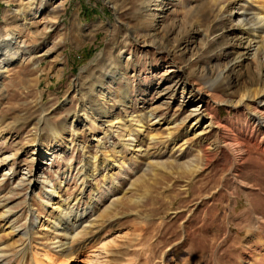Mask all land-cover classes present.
<instances>
[{
	"label": "rangeland",
	"instance_id": "rangeland-1",
	"mask_svg": "<svg viewBox=\"0 0 264 264\" xmlns=\"http://www.w3.org/2000/svg\"><path fill=\"white\" fill-rule=\"evenodd\" d=\"M165 3L159 18L139 0L0 3V43L38 11L0 63L2 264H264V54L229 68L238 0ZM91 201L92 226L55 229ZM36 220L31 241L4 229Z\"/></svg>",
	"mask_w": 264,
	"mask_h": 264
},
{
	"label": "bare ground",
	"instance_id": "bare-ground-1",
	"mask_svg": "<svg viewBox=\"0 0 264 264\" xmlns=\"http://www.w3.org/2000/svg\"><path fill=\"white\" fill-rule=\"evenodd\" d=\"M238 3H240V4L238 5V7L236 6V8L234 9V11L237 14L235 20H236V25H238V27L242 28L243 34H241L239 36V40L241 41V46H243V47H242V51H241L240 55L238 56V59H235V61L231 63L229 68H231L234 65L236 66L237 63H244V62L249 63V61L257 59V57L259 56L260 53L264 54V0H238ZM255 3H257L256 4V6L258 7L257 10L254 6ZM152 7H154V10L158 11L157 14H158V18H159L166 8L165 0H139L138 10H140V11L141 10L142 11H151L153 9ZM36 12H38V11H36ZM36 12L34 13V15H32V18H26L23 15V17L20 19V21L22 23L21 24L22 28L18 29L17 31L10 32L7 41L0 43V54H1L0 55V63L1 64L2 63L4 64L7 58H11L13 60H15V59L18 60V58L20 57V52L17 51L14 46L22 45L25 42V40L21 39V35H22L25 28L28 29L31 26H33V23L35 22V20L37 18ZM157 25L158 26L156 27V30H158L160 24L157 23ZM152 43H153V41H152ZM120 54L121 53H119V56H120ZM121 56H122V54H121ZM117 59H119V57ZM15 61H12V63L15 64ZM13 64H11V65H13ZM0 71H2V70H0ZM224 74H225V71H222L221 74L218 76L217 80L223 79ZM192 114L194 115V116L193 115L192 116L195 117L194 124H192L193 125L192 129L195 130L196 126H198L204 120V118H206L207 114L204 112L201 104L194 105V107L192 108ZM84 115H85V113H84ZM86 115H87V113H86ZM258 117H259V121H261L263 116L260 114V115H258ZM119 121H120V119L115 117L108 124V126H112L114 124H117ZM156 121H159V120L156 119ZM213 124H214V122L212 121V118H211L210 120L207 121V123L205 124V127H211V126H213ZM144 127H145V125L142 122H140L138 125V131L139 132L143 131ZM93 139L95 141H97L98 146H101V139L100 138L95 137ZM128 139H129L128 140L129 142L125 143L126 146L131 147V148H133V147L135 148L137 140L134 137H129ZM2 159L7 161L8 157H4ZM94 159L96 160L97 158L94 157ZM112 163H114V162H112ZM114 165H115V163H114ZM93 169L95 171L97 169L96 166H94ZM9 172H10V169L7 170L6 174H8ZM34 176H32V178H31V185L32 186L34 185V183L36 181H38L37 179L39 178L38 175H34ZM57 194H58V189L55 186H52L51 188H49L46 191V195H47L48 199H50V200H53L57 196ZM50 200L46 201V203H44V204H46L47 206H50L51 205ZM92 205H93V202L90 204V207L85 208V210L83 212L77 213V214L74 211H72L69 207L64 205V207H61L60 216L57 219H55L53 226L55 227V229H57V230L65 233L66 235H68V237L70 236L73 238L76 235L75 231L81 226V224H80L81 222H87V223L90 222L89 226H92L94 224V221L98 219V218H96V219L94 218L95 219L94 221L89 220L90 219L89 217L91 216V215H89L90 212L94 211ZM67 210H70V211H67ZM30 211L33 212V210H31V209H30ZM7 214H9V211H6V213H5V215H6L5 217L8 218ZM37 223H38V221L36 220L33 222L32 225H28L29 226L28 229H26L24 232H22V231L20 232V230L17 227L13 226L12 223L9 225H6V227H4V229L9 230V232L14 231V232L22 233L23 235L27 236L29 241H31L32 240L31 235H30L31 230L36 227ZM85 227H87V226H85ZM29 243L30 242H28V244ZM263 243H264V241H263ZM58 247L60 248V250H64L68 247V243L67 242L60 243ZM55 256L56 255L54 253L50 252L49 254H47V257L43 260H39V258H37V257H35L34 259L36 261V264H52V263H54V259H55L54 257ZM2 257H3V255L0 254V264L3 263ZM260 259H264V252L258 251L256 258H255V261L258 263V260H260Z\"/></svg>",
	"mask_w": 264,
	"mask_h": 264
},
{
	"label": "crops",
	"instance_id": "crops-1",
	"mask_svg": "<svg viewBox=\"0 0 264 264\" xmlns=\"http://www.w3.org/2000/svg\"><path fill=\"white\" fill-rule=\"evenodd\" d=\"M8 2L9 0H0V3H3V2Z\"/></svg>",
	"mask_w": 264,
	"mask_h": 264
}]
</instances>
